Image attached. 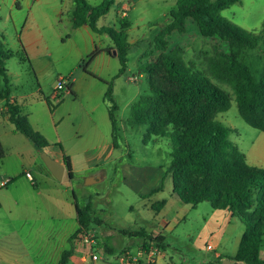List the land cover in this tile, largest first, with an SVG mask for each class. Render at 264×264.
Returning a JSON list of instances; mask_svg holds the SVG:
<instances>
[{"label":"rangeland","instance_id":"1","mask_svg":"<svg viewBox=\"0 0 264 264\" xmlns=\"http://www.w3.org/2000/svg\"><path fill=\"white\" fill-rule=\"evenodd\" d=\"M87 1L94 7L104 0ZM176 2L115 0L100 26L112 27L120 33L124 21L129 25L127 39L132 45L126 73L116 77L121 63L113 38L89 28L72 27L70 18L74 0H0V38L11 54L7 61L10 95L17 97L19 106L32 110L35 125L45 130L44 135L49 140L71 152L75 162L73 179L67 174L62 180L54 176L47 179L36 168L37 186L24 177L0 189V222L28 221L29 224L24 223L14 230H19L25 244L35 251L38 247L45 249L41 260L46 264H57L51 259L56 249H70L72 244L79 243L78 240L71 241L79 229L75 204L82 206L89 201L95 215L102 220L100 226L94 225L92 229L101 239L103 234L112 236L116 252L96 251L99 260L86 264H123V249L131 241L128 232L141 217H149L145 205L149 200L155 202L165 198L169 202L165 216L178 215L181 220L171 231L165 232L164 261L203 264L205 255L210 254L205 247L195 248L193 241L205 223L207 212L211 211V204L204 202L193 208L181 202L183 208H179L170 197L173 194L172 178L166 175V170L172 161V140L164 137L148 139L145 126L135 128L128 124L132 105L141 94L150 92L152 81L145 69L161 55L155 47V36L170 22L169 14ZM221 15L247 31L264 35V0H242ZM185 23V32L175 31L167 37V51L180 46L188 65L210 75L209 59L220 51L228 52L229 46L219 38L202 36L193 20L187 19ZM110 46L111 57L107 54ZM95 50H101L102 55L88 69L105 82H113V96L119 107L115 113L118 122L115 148L112 124L104 103L106 84L86 76L81 66ZM104 50L107 53H103ZM263 54L264 45H261L246 56L255 60ZM69 76L78 99L68 90L61 91L59 98L54 99L58 81ZM212 79L231 96V107L220 113L216 120L234 129L229 137L247 154L250 162L262 160L260 156L264 159V131L252 128L241 118L232 87ZM3 88L0 77V91ZM59 146L53 148L54 151L58 152ZM4 152L6 159L0 163V174L12 178L21 171L22 159L10 148ZM28 162L30 158L25 153L23 163L30 168L32 165ZM95 173L100 174L99 179L89 177ZM161 186L164 195L148 196L151 190ZM162 216L160 214L158 218ZM239 230L235 229L238 233ZM9 238H12L10 234ZM228 246L231 248L232 244ZM261 256L264 258V251ZM69 264L75 262L71 259Z\"/></svg>","mask_w":264,"mask_h":264},{"label":"trees","instance_id":"2","mask_svg":"<svg viewBox=\"0 0 264 264\" xmlns=\"http://www.w3.org/2000/svg\"><path fill=\"white\" fill-rule=\"evenodd\" d=\"M241 1L177 0L176 7L169 14L170 22L155 36V47L161 55L145 69L152 81L150 92L141 94L132 105L128 124L135 128L145 126L148 139L164 137L172 140V161L166 175L171 176L173 192L183 204L195 207L209 202L214 210L227 209L243 222L245 231L237 253L229 258L245 264H264L260 254L264 247V167L249 164L245 154L229 137L234 129L216 120L220 113L231 107V96L212 79L231 86L241 118L252 128L264 131V54L255 60L246 56L249 51L264 45V35L247 31L221 15ZM114 3L115 0H104L93 7L87 0H74L71 19L74 28L86 25L95 33H106L113 38L121 63L116 76L119 77L126 73L129 63L128 53L132 46L127 39L129 25L123 21L120 33H116L112 27L100 26L101 19L109 13ZM187 19L198 25L202 36L219 38L229 46L228 52L220 51L209 59L210 75L188 65L180 46L167 51V37L175 31L185 32ZM22 49L26 55L24 47ZM100 54V50H95L81 66L88 76L106 84L105 103L112 124L113 144L116 146L118 122L115 113L119 107L113 96V82H105L88 69ZM10 57V51L0 38V77L5 87L0 91V98L7 100V117L15 125L16 131L42 151L51 143L34 128L28 115L10 102L7 70ZM71 88L70 84L67 85V90L72 93ZM55 146H59L63 152V164L73 179L71 158L64 153L61 144ZM1 157L3 150L0 146ZM15 180L11 179L8 184ZM75 205L79 229L72 235L71 241L76 240L81 231L102 224L94 213L91 201L82 206L78 203ZM144 237L143 248L147 250L152 234ZM159 241L164 248L162 237ZM103 244L108 254L116 252L111 239L103 240ZM73 251V247L65 250L59 264H69ZM139 264L153 263L140 261Z\"/></svg>","mask_w":264,"mask_h":264},{"label":"crops","instance_id":"3","mask_svg":"<svg viewBox=\"0 0 264 264\" xmlns=\"http://www.w3.org/2000/svg\"><path fill=\"white\" fill-rule=\"evenodd\" d=\"M74 8H75V6H74ZM74 8L72 9V11L74 10ZM122 8L124 9L125 7H122ZM72 11H71V13H72ZM70 20H71V24L73 27L72 19L70 18ZM82 27L89 28L86 25L82 26ZM75 29H78V28H75ZM107 50L110 51V53L105 52ZM107 50H104L103 53H107L109 55V57L113 56L111 46ZM100 55H102V52ZM100 55L97 58H100ZM86 76H88V75L86 74ZM69 77L71 78L70 81L67 80L68 78L65 79L67 82V85H69V84L71 85L72 94L74 95V97L76 99H78L79 96H76L74 94L73 79L71 76H69ZM88 77H90V76H88ZM1 87H2V85H1ZM54 94H53V96H54ZM45 101L47 103L48 99H46ZM10 102L12 104L20 107V111L23 114L28 115L29 120L32 123V125L34 126V128L37 129L38 131H40L43 135L44 134L46 135L45 130H43V128H40V127L35 125V123L33 121L32 110H25L24 108L19 106L18 102H17V97H15L13 95H10ZM104 103H105V96H104ZM105 106L107 107L106 103H105ZM107 110H108V108H107ZM6 112H7V100H6V98H0V115H1L0 116V146H1V149L3 150V157L0 158V163H3L6 159L4 150L6 148H10L11 151H13V153L15 155H17L18 157H20L22 159V168H21V171L12 178H6L3 175L1 176V174H0V177H1L0 178L1 179L0 189L8 187V186L16 183L18 180H20L24 177L27 178L26 177L27 172H31V174L34 178L33 185L37 186L38 180L34 176V169L38 168L39 171L41 172L42 176H45V178H47V179H49L51 176H53V174L46 167V165L45 166L43 165V161H41L42 152H47L53 159H55L61 163H63V160H62L63 152L60 149L58 152L54 151L53 148L57 147V146H55V144H57V142L49 140L45 135L44 136L51 143V146L42 150V151H39L36 148V146L29 139H27L23 134L16 131L15 125L13 123H11V121L8 119ZM108 115H109V111H108ZM8 123H10L11 125H8ZM113 147L115 148L116 146H114V144H113ZM256 149L257 148H255V150ZM258 152H260V151H258ZM25 153H28V155H29L30 162H28V163L29 164L31 163V165H32L30 168L25 167V164L23 163L25 161ZM64 153L71 158V163H72V168H73L72 171L74 174L76 169H75V162H74L73 154L71 152L65 150V149H64ZM244 154H245L249 164L254 165V166H258V167H264V164H263L264 159L262 158V156H260V158L262 160H255V162H253V161L250 162L247 154L246 153H244ZM0 165H2V164H0ZM65 168H66V166H65ZM65 174H67L68 177L70 179H72L70 177V175L68 174L67 168L65 169L64 175ZM64 175H63V177H64ZM89 177L99 179L100 174L99 173L91 174V175H89ZM14 178L16 180L8 184V182ZM155 189H157V188H155ZM158 189H159V187H158ZM161 190H162V188L160 190H157L156 192H154L152 194H154V195L158 194L159 196H162V195H164L163 194L164 192ZM152 191L153 190H151V192ZM172 192H173V183H172ZM152 194H150V196ZM170 197L175 202L174 205L176 207L183 208V205H182L179 197L177 196V194H175L173 192V194H170ZM161 202L164 203L163 206L160 205ZM168 204H169V202L166 198L161 200V201H155V202H151L150 200L148 201V203L145 206L149 212V217H146V218H145V216L141 217V219H140L141 221L136 222L134 224L133 230L131 232H128L131 236V241L129 242V244L127 246H125L122 253L128 254L131 257V262L125 263L121 260V262L123 264H139L140 261L147 262L148 259L145 255V249L143 248L144 242H145L144 241L145 240L144 235L152 234V233L161 234V237L164 241V254L161 257H158L154 261L153 264H176L173 261H171V262H165L164 261L165 260L164 255L166 254V246H167L165 232L168 230L171 231L175 227V225L178 224L179 221L181 220V218L178 217V215H173L170 218H169V214L165 216L166 208L168 207ZM193 208H196V206ZM153 212H155V213H153ZM160 214H163L162 218H158V216ZM206 215L207 216L205 217V223L201 227V229L199 230L196 237L194 238L193 246L195 248H199V249H201V247H205L206 250L210 253V254L205 255L203 264H229V263H227V260H231L229 257L234 256L237 253L239 244L241 242V239H242L244 231H245V225H243V222L239 218L234 216L227 209L214 210L213 208H211V211H209V213L207 212ZM156 218H158V219L155 220ZM149 220L152 222L150 223ZM24 223L29 224L28 221L18 222V223L17 222H10V221L0 222V264H46V261L41 260V257L43 256V252L45 249L38 247L37 250L35 251L30 246L25 244L24 237L20 235L21 232L19 230L18 231L14 230V229H18V227L22 226ZM8 228H11L13 230H11V232H10ZM236 228L241 229V230H239L240 231L239 233L237 231H235ZM9 234L12 236V238H9ZM103 237L102 238L104 240L111 239V243H112V236H110L108 234H103ZM229 243L232 244L231 248L228 246ZM72 247L74 248V251H73V254H72L70 260L72 259L75 262V264H86V263L90 262V261H86V262L81 261L80 255L83 251H85V248L80 243L74 244V245L72 244ZM64 251L65 250L64 249L62 250L61 248L53 251L51 254V259L53 260V262L55 261L57 264H59L62 253ZM262 251H264V247L262 248L261 252ZM261 252H260V254H261ZM261 258L264 259L262 256H261ZM231 261L233 263L236 262L234 260H231ZM238 263L239 264H245V263H240V262H238Z\"/></svg>","mask_w":264,"mask_h":264},{"label":"built area","instance_id":"4","mask_svg":"<svg viewBox=\"0 0 264 264\" xmlns=\"http://www.w3.org/2000/svg\"><path fill=\"white\" fill-rule=\"evenodd\" d=\"M67 90V82L64 78H61L58 81V87L53 96L54 99L59 98V94L61 91ZM26 177L33 181L34 178L31 172L26 173ZM161 238V234L152 233V238L149 241V247L145 250V255L147 257V263H154V261L161 257L164 254V248L161 246L159 239ZM78 242L85 248V251L81 255V261H97L99 260V256L96 251L106 252L103 244V240L99 238L94 229L83 230L78 234V238L76 239ZM121 260L125 263L131 262V257L124 253Z\"/></svg>","mask_w":264,"mask_h":264},{"label":"water","instance_id":"5","mask_svg":"<svg viewBox=\"0 0 264 264\" xmlns=\"http://www.w3.org/2000/svg\"><path fill=\"white\" fill-rule=\"evenodd\" d=\"M41 157L46 165V167L50 170L55 178L58 180L63 179V175L65 172V166L63 163L53 159L47 152H42ZM229 264H239L238 262H232L231 260H227Z\"/></svg>","mask_w":264,"mask_h":264}]
</instances>
